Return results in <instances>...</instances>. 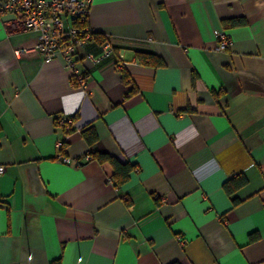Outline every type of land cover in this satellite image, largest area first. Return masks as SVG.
<instances>
[{
    "label": "crops",
    "instance_id": "0c3cea01",
    "mask_svg": "<svg viewBox=\"0 0 264 264\" xmlns=\"http://www.w3.org/2000/svg\"><path fill=\"white\" fill-rule=\"evenodd\" d=\"M88 23L114 49L78 48L79 85L61 56H16L37 34L0 22V264H264V0H92ZM94 151L136 168L116 185Z\"/></svg>",
    "mask_w": 264,
    "mask_h": 264
},
{
    "label": "built area",
    "instance_id": "2783aa9c",
    "mask_svg": "<svg viewBox=\"0 0 264 264\" xmlns=\"http://www.w3.org/2000/svg\"><path fill=\"white\" fill-rule=\"evenodd\" d=\"M92 0H0V22L6 15L20 21L26 29L36 32L35 43L31 47L22 46L14 50L16 56H22L30 51L39 54L42 61H50L61 56L65 65L72 72V79L79 85H84L86 76L76 65L78 48L85 43L95 40L94 31L88 23L90 4ZM231 40L225 33L218 36V49L226 50ZM100 57L87 55L91 61H98L113 53L114 45L109 37L101 42ZM118 67L123 70L124 62ZM59 124L69 130L73 117H62ZM63 143H58L61 151ZM91 153L84 155L85 160H91ZM58 159L63 163L80 165L79 158H72L59 152ZM4 166H0V173Z\"/></svg>",
    "mask_w": 264,
    "mask_h": 264
},
{
    "label": "trees",
    "instance_id": "16d2710c",
    "mask_svg": "<svg viewBox=\"0 0 264 264\" xmlns=\"http://www.w3.org/2000/svg\"><path fill=\"white\" fill-rule=\"evenodd\" d=\"M246 19L245 18H230V19H223L222 20V26L224 29L234 27V26H240L245 25ZM94 36L97 41L100 43L103 42L107 36L102 35L100 33H97L94 31ZM228 49V48H227ZM137 57L142 63L154 65V66H160L163 65V60L155 55L152 52H137ZM122 77L125 79L127 77V74L125 70H122ZM196 77V73L193 72V78ZM57 124V122H56ZM82 136L84 139L91 145L94 144L97 141V135L92 127H89L82 131ZM63 146H65V142H63ZM92 154L100 161V162H109L113 167V179L115 181L116 185H121L124 182H126L129 178L130 173L132 170L136 168L134 164H131L129 162H121L118 160L115 156L110 155L107 152L104 151H94ZM91 154V155H92ZM92 155V156H93ZM247 182V179L244 174L239 173L229 179H227L222 187L228 193L229 195H232L238 188L245 185ZM234 205L239 203V200L234 199L233 200ZM255 235L251 236V239H254ZM168 264H180L178 261H173Z\"/></svg>",
    "mask_w": 264,
    "mask_h": 264
}]
</instances>
